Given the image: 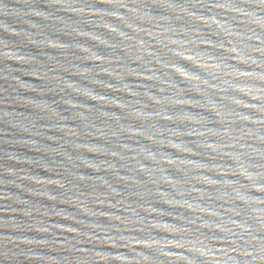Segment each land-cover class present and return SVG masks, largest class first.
Returning <instances> with one entry per match:
<instances>
[{"label":"water","instance_id":"obj_1","mask_svg":"<svg viewBox=\"0 0 264 264\" xmlns=\"http://www.w3.org/2000/svg\"><path fill=\"white\" fill-rule=\"evenodd\" d=\"M0 264H264V0H0Z\"/></svg>","mask_w":264,"mask_h":264}]
</instances>
